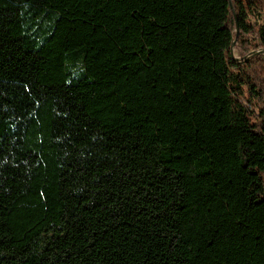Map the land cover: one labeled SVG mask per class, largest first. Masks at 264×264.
Here are the masks:
<instances>
[{"label": "trees", "instance_id": "16d2710c", "mask_svg": "<svg viewBox=\"0 0 264 264\" xmlns=\"http://www.w3.org/2000/svg\"><path fill=\"white\" fill-rule=\"evenodd\" d=\"M0 264H264V0H0Z\"/></svg>", "mask_w": 264, "mask_h": 264}, {"label": "rangeland", "instance_id": "374dc122", "mask_svg": "<svg viewBox=\"0 0 264 264\" xmlns=\"http://www.w3.org/2000/svg\"><path fill=\"white\" fill-rule=\"evenodd\" d=\"M234 57L236 58V60H240V55L237 50H234Z\"/></svg>", "mask_w": 264, "mask_h": 264}]
</instances>
